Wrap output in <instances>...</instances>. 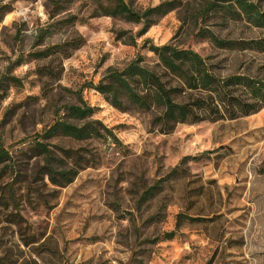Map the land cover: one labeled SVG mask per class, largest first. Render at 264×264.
Masks as SVG:
<instances>
[{
	"label": "rangeland",
	"instance_id": "rangeland-1",
	"mask_svg": "<svg viewBox=\"0 0 264 264\" xmlns=\"http://www.w3.org/2000/svg\"><path fill=\"white\" fill-rule=\"evenodd\" d=\"M95 1L59 0L62 8L49 18L58 7L50 0H0L9 7L0 17V145L13 161L27 175L36 169L38 160L26 159L19 150L50 122L59 104L75 102V91L118 142L107 133L82 141L51 139L89 151L92 164L60 188L45 177L37 179L34 186L42 198L18 195L21 215L56 241L55 264H264V108L233 119L178 123L159 133L151 124L158 110L119 111L85 86L136 55L143 66L158 70L147 45L168 41L197 52L217 77L264 79V27L243 14L224 17L221 10L208 11L198 19L206 30L219 38L256 42L216 48L194 34L192 17L209 0H180V7L159 17L131 46L115 40L113 30L134 33L140 25L89 17ZM160 1L132 0L131 6L142 10ZM248 1L264 11V0ZM69 15L77 17L72 24L56 22ZM49 23L41 43L34 45L37 30ZM77 34L84 41L69 57L33 59L28 54ZM144 38L148 41L141 46ZM41 65L52 74H36ZM204 150L209 152L178 163L183 155ZM174 165L178 174L165 177ZM8 173L0 175V193L5 190L7 199L2 185L11 179ZM157 179L158 194L138 203L140 191ZM10 211L11 202L6 206L0 199L2 223ZM170 230L172 237L164 238ZM142 238L155 240L139 243Z\"/></svg>",
	"mask_w": 264,
	"mask_h": 264
},
{
	"label": "trees",
	"instance_id": "trees-1",
	"mask_svg": "<svg viewBox=\"0 0 264 264\" xmlns=\"http://www.w3.org/2000/svg\"><path fill=\"white\" fill-rule=\"evenodd\" d=\"M50 1L54 6L58 5L48 13V17L52 18L62 5H59V0ZM131 1L96 0L89 17L108 16L123 22L139 24V29L134 33H127L123 29L113 30L115 40L136 46V38L142 36L150 25L181 5L180 0H162L156 5L135 10L131 6ZM8 10L7 4H0V17ZM219 10L225 14L224 17L243 14L257 26L264 27V11L259 10L248 0H209L203 7L196 9L192 17L196 28L195 36L206 39L216 48H244L256 43L252 40L219 38L200 25L198 19H202L208 11ZM76 18V15H69L56 22L64 21L72 24ZM49 25L51 24L37 30L34 45L41 43ZM83 41V37L77 34L28 54L33 59H44L54 55L66 58ZM147 41L144 38L141 46ZM147 49L156 56L158 70L143 66L140 55H136L121 69L108 68L96 83L89 82L85 86L100 93L106 102L119 111L128 108L143 111L158 110L151 124L159 133L172 131L178 123L191 124L201 120L233 119L264 108V79L243 74L217 77L201 55L170 41L160 45L149 43ZM35 72L39 76L52 74L51 68L47 65L38 66ZM187 90L193 92L190 93L192 96L189 98L185 96ZM74 96V103L59 104L54 109L50 122L34 132L29 138V145L19 150L26 159L38 160L36 169L30 175L25 174L26 168H19L8 150L0 145V175L8 172L10 176L12 175L11 179L2 185L7 190L9 199L4 197L3 189L0 199L6 206L11 202L13 208L4 219V223L0 221V264H55L53 256L59 255L56 241L51 239L50 235H45L43 231H36L21 215L17 196L42 198L39 196V189L34 186L37 179L45 177L48 184L60 188L70 183L79 170L92 163L89 151L83 149L82 152L80 148L64 147L51 143L50 140L68 138L82 141L102 138L105 137L104 133H107L114 142L118 143L114 135L92 117L94 108L86 103L80 91H75ZM207 152L209 151L204 150L195 155H183L178 163L185 164L189 160H196ZM179 169L178 165H174L164 176H175ZM159 181L157 179L144 187L138 194L137 202H144L158 194L161 189ZM20 183H23L20 188H14L15 184L20 185ZM19 189L23 190L22 193L16 194ZM173 232V230L166 231L162 236L170 238ZM154 240V238H142L139 243H152Z\"/></svg>",
	"mask_w": 264,
	"mask_h": 264
}]
</instances>
